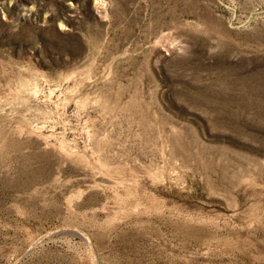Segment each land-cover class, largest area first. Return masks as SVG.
<instances>
[{
  "label": "rangeland",
  "instance_id": "rangeland-1",
  "mask_svg": "<svg viewBox=\"0 0 264 264\" xmlns=\"http://www.w3.org/2000/svg\"><path fill=\"white\" fill-rule=\"evenodd\" d=\"M0 264H264V0H0Z\"/></svg>",
  "mask_w": 264,
  "mask_h": 264
}]
</instances>
